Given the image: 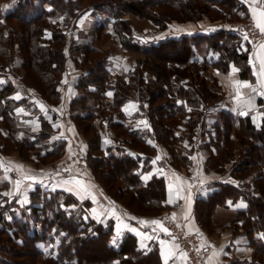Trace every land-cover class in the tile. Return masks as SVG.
Here are the masks:
<instances>
[{
  "label": "trees",
  "instance_id": "trees-1",
  "mask_svg": "<svg viewBox=\"0 0 264 264\" xmlns=\"http://www.w3.org/2000/svg\"><path fill=\"white\" fill-rule=\"evenodd\" d=\"M166 5L185 20L227 17L243 21L249 17L244 0H0V21H4V26L0 24V154L12 146L27 158L31 150L49 146L50 123L41 119V128L29 131L21 125L19 110H37L28 85L45 103L60 101L59 87L70 58L80 74L69 113L86 140V165L106 194L135 214L150 216L170 206L165 202L163 178L141 179L154 151L148 137L165 146L175 164L185 166L193 148L205 146L210 149L206 169L217 171L232 158L237 144H247L230 169L238 181L214 182L210 192L195 198L193 210L206 232L219 226L244 230L252 255L231 264H264V121L256 127L249 115L236 118L218 107L223 91L217 72H226L232 61L241 77L253 78L247 50L240 49L234 33L215 27L209 32L160 38L143 47L133 37L127 15L146 17L158 12L157 22L164 27L176 17L157 10ZM80 17L90 20L89 42L62 31L61 21L68 26ZM113 33L121 47L143 55L133 70L114 79L107 69L111 51L97 46ZM212 52L218 54L215 60L209 56ZM15 54L19 62L14 67ZM207 66L215 72L211 83L204 77ZM19 68L24 70L22 76H18ZM108 85L114 87L112 95L106 92ZM129 101L136 102L133 110L128 108L133 117H147V129H135L114 118L118 112L123 114L122 107ZM216 106L214 118L209 119L210 109ZM181 123L187 128L186 137L176 133ZM105 129H112L116 136L123 134L127 149L136 148L141 154H131L126 148L110 152L111 147L102 145ZM185 140L191 142L190 149H183ZM50 144L52 150L39 154L38 162L62 153L63 141ZM7 185L0 179V264H162L154 243L146 248L132 233L113 240V221L88 217L87 200L36 184L22 203L5 193ZM240 197L244 206H239Z\"/></svg>",
  "mask_w": 264,
  "mask_h": 264
},
{
  "label": "crops",
  "instance_id": "crops-1",
  "mask_svg": "<svg viewBox=\"0 0 264 264\" xmlns=\"http://www.w3.org/2000/svg\"><path fill=\"white\" fill-rule=\"evenodd\" d=\"M244 2L247 7V13H249L248 19H252L255 24L253 16L256 15L260 18V13L264 10V0H244ZM253 8L256 9L255 14L252 11ZM82 18L85 20L84 17ZM227 23L215 21L214 23H202L193 29H178L177 32L171 35L151 38L150 42L142 43V46H150L158 42L160 38L178 36L181 33L209 32L213 27L227 30V28L222 26ZM74 38L77 41H83L82 38ZM262 43H264V39L250 42L245 38L239 37V47L241 50H247V63L250 71L256 72L259 86L255 85L253 78L241 77L237 66L232 61L226 72H217L218 81L223 91L218 107L227 109L236 118L245 117L246 115L242 113L246 112L256 127H259L264 121V95L260 94L264 92V74L261 73V61H264V49L260 47ZM123 50L127 52V49L123 48ZM217 55V52L209 54L212 60H215ZM120 58L122 57L119 54L114 55V53L108 56L107 69L113 79L126 75L135 65L133 63L132 67L126 64L127 67L130 66L127 71L125 67L122 68L124 64H122ZM68 60L71 61L70 58ZM67 65L68 70L64 72L59 87L60 101L58 103L49 105L38 98L33 90L28 89V92L32 95L30 100L37 110L35 112H31L30 109L19 110L21 115H23L20 122L27 124L33 132H37L41 128V119H45L50 123L49 146L44 149H37L34 154L43 155L50 152L53 148L50 142L58 140L63 141L62 153L51 162L38 165H35L32 161L28 162L20 159L14 153L0 154V179L8 184L5 193L8 196L16 197L19 202L26 203L30 191L36 184L49 189L64 190L79 201L87 200L89 202V206L86 209L88 217L99 222H104L107 218L113 221V240L118 241L123 234L132 233L141 239L142 245L146 248L153 243L156 244L162 264H165V253L174 254L167 264H189L174 238L162 231L159 226L150 223L153 221L154 215H138L129 211L117 200L106 194L87 166L79 167L71 162L69 157L72 155V158L76 152V154L78 152L81 153L84 159L86 142L85 138L75 127L69 113L70 100L77 92L74 83L78 74H80V69L78 68L77 72L74 73L69 62H67ZM233 67L237 71L233 72ZM210 70L214 75V70L211 68ZM245 85H248V87H245ZM113 88V85H108L107 94L112 93ZM252 89H256V91L253 92ZM18 95H21V93L18 92ZM133 104H136V102L129 101L125 103L122 107L123 114L118 112L114 118L123 123H130L135 129H147L149 127L147 117L143 115L133 117L130 114V109L128 110V108L131 107V110H133L135 108L132 106ZM218 107L210 109L208 113L209 119L214 118V113ZM104 132H106V135L103 134ZM104 132L102 133L103 147H111L110 152L114 154L118 153L117 148L127 149V139L123 140L122 134L116 136L114 132L107 129ZM180 132H185V134ZM176 133L186 137L187 128L183 123L179 124ZM200 136L198 134V144L201 143ZM147 142L154 146V151L150 154L151 157L147 167L141 173V179L146 182L153 175L164 179L165 202L170 206L161 213L167 214L172 219L174 216L175 219L173 220L182 225L186 231L196 233L199 248L203 252L201 264H231L236 258H249L252 255V247L246 241L244 230L241 229L239 232H234L231 226H219L213 232H206L198 224L193 210L195 198L210 192L215 187L213 185L214 182L236 183L238 181V179L231 177L230 174L233 158L221 164V168L218 171L212 168L206 169L205 161L210 149L205 146H198L193 148L189 155L190 163L185 166L183 164H175L169 151L165 146L157 143L155 139L148 137ZM191 146V142L184 141L183 149L184 147L190 149ZM245 148L246 146L243 149ZM127 150L131 154H141L136 148H128ZM238 151L239 148L234 147L233 154H237ZM27 177H34L35 179H28ZM18 180L20 181L19 188H17L16 184ZM77 181H80L81 184H77ZM169 200L172 202L169 203ZM239 200V206H244V200L241 197ZM230 207L233 208L232 206ZM148 237L151 238L149 239Z\"/></svg>",
  "mask_w": 264,
  "mask_h": 264
},
{
  "label": "rangeland",
  "instance_id": "rangeland-1",
  "mask_svg": "<svg viewBox=\"0 0 264 264\" xmlns=\"http://www.w3.org/2000/svg\"><path fill=\"white\" fill-rule=\"evenodd\" d=\"M157 10H160V11L162 10V12L164 14L169 13L171 16H176V17L175 18H170V22L167 23L164 27H162L157 22L158 12H156L153 16H151V14L147 13L149 15H146V17L138 16V15H135V14H128L127 15V17L129 18V24H130L131 33H132L133 37L138 39L142 43H148V42H150L151 38H155L157 36L161 37L163 35H171L172 33L177 32L178 29H182V28L183 29H193V28H196V26H199L202 23H211V22L214 23L215 21H220L222 23L223 22H228V21H242V20H236V19L234 20V19H230V18L227 19V17L216 18V19L211 20V21L210 20H205V19H201V20H198V21H196V19H186L185 20V18L178 16V12H176L172 8L169 9V7H167V5L163 6L161 8H157ZM228 11L226 10L225 13L228 14ZM80 18L81 19L77 20L76 23H70L68 26H65V22L61 21L62 23L60 25L62 26V31L66 32L67 34L70 33V36H71V34H72L73 30H74V33L72 35L73 37L82 38L84 42H86V41L89 42V41L92 40V32H91V28H90V20L87 19L86 17H84L85 20L82 17H80ZM182 18H183V20H181ZM247 19H243V20H247ZM54 23L55 22H53L51 24L52 27L55 26ZM0 24L4 26V21H0ZM70 29H71V31H70ZM66 37H67V40H69V37L67 35H66ZM97 46H98V49L101 50V51H103V50L106 51V52L107 51H111L110 54L114 53V55L119 54V56L122 57V58H120L122 60V64H124V65H122V68L125 67L126 70L129 69V67L132 66L133 63H135V65H136V63L142 62V60H143V55L142 54H139V53H137L135 51H132V50H129V49H127V52H125L123 50V48L119 46L118 35H116L115 33H113L111 36H108L106 38L104 37V38L100 39V42H98ZM15 57H14L15 58V63H14V61H12L13 64H14V67L16 66L15 64H18V62H19V54H15ZM67 62H69L71 68H73L74 73H76L79 66H77V64L73 60H71V61L68 60ZM126 64L130 65V66L127 67ZM210 68L212 69L211 66H207L205 68V71H204V72H206L204 77L207 79L208 83H211V80H212V78L214 76L212 74V72H210L211 71ZM16 70L18 72V76H22V74L24 73V70L22 68L21 69L19 68V69H16ZM149 76H150V74L148 75V78H149ZM10 78H12L14 80V77L10 76ZM194 81L197 83V82L200 81V79L198 77H196L194 79ZM14 82H16V81L14 80ZM217 83L220 85V82L218 80H217ZM28 88L31 89V90H34V88H32L29 85H28ZM17 96L20 97L21 95H17ZM73 123H74V121H73ZM21 125L24 126L25 128L27 127L28 130L31 131L30 127L27 124L21 122ZM178 126H177V128H178ZM107 130H111V132H114L112 129H107ZM25 132H27V131H25ZM80 133L84 137L83 133L82 132H80ZM180 133L181 134H183V133L185 134V132H180ZM103 134L106 135V132H104ZM122 138H123V140L125 139V136L123 134H122ZM104 140H105V138H104ZM85 142H86V140H85ZM0 144L2 145L1 141H0ZM7 144H9V143L7 142ZM245 146H247V144L243 145L242 147H239V144H237L235 146V147L239 148V151H238L237 154H232V156H231L233 158L232 161L234 160V158H236L238 156V154L240 153V150H242ZM246 148L243 149V151H246ZM36 150L37 149H33V150L30 151L29 156H28L29 158L28 157L27 158H23V157H21V155H20L18 150L12 149V146H8V149L6 150V152L4 154L14 153L20 159L28 161V162L32 161V162H34L35 165H38V164H41V163H49V162L54 160L53 159V160H50V161H47V162H41V161L38 162L37 159H38L39 154L38 155L34 154ZM76 153H75L73 159L71 158L72 155L69 157L71 162L75 163L79 167H83V166L86 167L87 165H86V162L83 159L82 154L79 153V152H78V154H76ZM75 157H77L76 160L74 159ZM79 160L82 161V164H78ZM66 161H68V160L66 159ZM152 193L155 194V191L153 190ZM157 214H160V213L158 212V213H155V214H152V215H157ZM180 226L183 228L182 225H180Z\"/></svg>",
  "mask_w": 264,
  "mask_h": 264
},
{
  "label": "built area",
  "instance_id": "built-area-1",
  "mask_svg": "<svg viewBox=\"0 0 264 264\" xmlns=\"http://www.w3.org/2000/svg\"><path fill=\"white\" fill-rule=\"evenodd\" d=\"M238 37L245 38L247 41L257 42L264 39V34H261L255 26L252 19L243 21H228L226 25H222ZM255 85H258V77L255 71H252ZM74 157V156H73ZM72 157V159H73ZM75 160L77 157L74 158ZM75 162V161H74ZM78 164H82L79 160ZM153 220H159L169 230L170 236L174 238L180 249L186 254V259L189 264H201L203 252L199 248L198 237L196 233L185 231L177 222L165 213H160L153 216Z\"/></svg>",
  "mask_w": 264,
  "mask_h": 264
},
{
  "label": "snow or ice",
  "instance_id": "snow-or-ice-1",
  "mask_svg": "<svg viewBox=\"0 0 264 264\" xmlns=\"http://www.w3.org/2000/svg\"><path fill=\"white\" fill-rule=\"evenodd\" d=\"M252 11H253L254 14L256 13V9H255V8H253ZM253 19H254V21H255V26L259 29L260 33H261V34H264V10L261 11V13H260V18H258L256 15H254V16H253ZM245 39H247V35L245 36ZM260 47H261L262 49H264V43H262V44L260 45ZM235 71H237V69H235V68L233 67V72H235ZM261 73L264 74V61H261ZM245 87H248V85H245ZM252 90H253V92L256 91V89H252ZM260 94H261V95H264V92H262V93H260ZM108 95H112V93H108ZM242 114L247 115L246 112H245V113H242ZM109 143H110V141H109ZM27 178H28V179H35L34 177H27ZM16 184H17V188H19L20 181L18 180V181L16 182ZM77 184H81V182H80V181H77ZM69 190H71V189H69ZM85 190H87V189L85 188ZM171 202H172V201L169 200V203H171ZM173 219H175L174 216H173ZM150 223L159 226V228H160L162 231H164L165 233L170 234V233H169V230H168L166 227H164V225L161 223V221H159V220H153V221H151ZM148 238L150 239L151 237H148ZM177 247H178V246H177ZM173 255H174V254H172V253H165V254H164L165 264H167V262H168V260H169L170 258H173ZM184 255H186V254H184Z\"/></svg>",
  "mask_w": 264,
  "mask_h": 264
}]
</instances>
